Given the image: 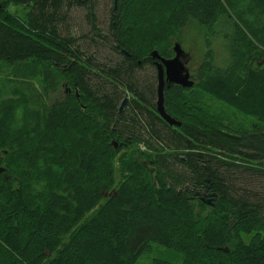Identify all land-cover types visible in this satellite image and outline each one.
<instances>
[{"label": "trees", "instance_id": "obj_1", "mask_svg": "<svg viewBox=\"0 0 264 264\" xmlns=\"http://www.w3.org/2000/svg\"><path fill=\"white\" fill-rule=\"evenodd\" d=\"M65 3L87 10L88 44L60 34ZM183 29L203 47L194 85L164 87L177 126L156 111L151 53L173 57ZM144 65L156 85L140 88ZM212 85L246 122L201 104L195 89ZM155 251L164 264H264V0H112L105 32L94 0H0V264Z\"/></svg>", "mask_w": 264, "mask_h": 264}, {"label": "rangeland", "instance_id": "obj_2", "mask_svg": "<svg viewBox=\"0 0 264 264\" xmlns=\"http://www.w3.org/2000/svg\"><path fill=\"white\" fill-rule=\"evenodd\" d=\"M112 6V0H94V9L95 15L97 17V22L99 28L105 32L108 25V18L110 8ZM7 10L18 14V8L15 6L7 7ZM86 13L87 10L74 3L69 4L65 3L62 5L60 10L57 12V28L61 35L63 36H72L76 38V44L79 46H84V44H88V23L86 20ZM201 36V35H200ZM200 36H195V31L188 29L186 31L183 29V40L181 47L186 52V57L188 59L187 67L191 73H193L198 64L201 61L202 56V47ZM82 49V48H81ZM216 53H217V60L220 58L222 51L221 44L217 41L216 43ZM101 56V51H99ZM154 67L151 65H144L140 70H138L135 74V81H138V86H143L147 82L148 78L153 75L152 82H156V72L154 71ZM156 85V83H155ZM140 87V88H143ZM226 90H222L221 88L217 87V85H212L205 88H197L195 89L194 95L197 99L200 100L201 104L209 106L210 111H212L215 116H221L225 120H231L233 123H242L243 121L246 122V118L242 117L241 115L236 113V105L229 100L228 94L225 92ZM53 98V96L51 97ZM156 102V96L154 98V104ZM118 138V146L120 145H127V139ZM141 149H144L142 147ZM119 176H117V180H119ZM155 256H161V252L155 251L151 255H145L141 260H139L136 264H164L163 262L157 260L153 262L152 258Z\"/></svg>", "mask_w": 264, "mask_h": 264}, {"label": "water", "instance_id": "obj_3", "mask_svg": "<svg viewBox=\"0 0 264 264\" xmlns=\"http://www.w3.org/2000/svg\"><path fill=\"white\" fill-rule=\"evenodd\" d=\"M116 1V0H114ZM174 56L171 58H163L156 51L151 53V56L155 59V67L157 72V85H156V111L158 115L169 125H180V123L171 117L164 109L163 96L164 87L170 85H178L183 88H189L194 85V81L188 72L186 64V52L182 49L179 43L175 42L173 45ZM126 99H123L120 106L119 112H121L125 105ZM117 143L114 142V147ZM208 182V179L205 180ZM216 197L215 194L211 193L207 199L201 197V201L205 204L213 206V199ZM224 251H228L226 248H221Z\"/></svg>", "mask_w": 264, "mask_h": 264}, {"label": "flooded vegetation", "instance_id": "obj_4", "mask_svg": "<svg viewBox=\"0 0 264 264\" xmlns=\"http://www.w3.org/2000/svg\"><path fill=\"white\" fill-rule=\"evenodd\" d=\"M186 66H187V64H186ZM187 69H188V67H187ZM188 72H189V74L191 75V78H192L193 76H192V73L189 71V69H188Z\"/></svg>", "mask_w": 264, "mask_h": 264}]
</instances>
